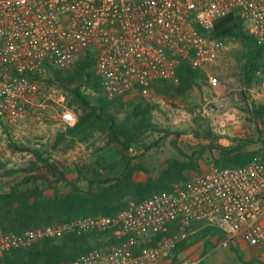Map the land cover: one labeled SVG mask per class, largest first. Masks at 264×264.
Instances as JSON below:
<instances>
[{
  "label": "built area",
  "instance_id": "obj_1",
  "mask_svg": "<svg viewBox=\"0 0 264 264\" xmlns=\"http://www.w3.org/2000/svg\"><path fill=\"white\" fill-rule=\"evenodd\" d=\"M231 15L264 46V0H0V117L14 126L44 123L55 100L38 99L39 91L85 56L93 61L109 100L148 97L159 82L177 86L181 63L198 69L219 60L225 39L212 31ZM257 76L258 97L264 100V68ZM209 84L217 88L220 81L210 75ZM60 119L66 129L77 123L67 109ZM173 225L182 239L199 226L220 237L222 247L262 244L264 162L212 168L111 216L80 217L22 232L0 227V257L44 239L99 232L114 243L62 264H159L177 248V235H167ZM203 261L195 257L180 264Z\"/></svg>",
  "mask_w": 264,
  "mask_h": 264
},
{
  "label": "rangeland",
  "instance_id": "obj_2",
  "mask_svg": "<svg viewBox=\"0 0 264 264\" xmlns=\"http://www.w3.org/2000/svg\"><path fill=\"white\" fill-rule=\"evenodd\" d=\"M243 30L245 32L244 27ZM225 44L226 49L216 63L196 70L199 74L194 78V85L184 96H176L173 91L153 90L148 97L130 96L113 101L95 89L93 80L76 78L77 64L62 73L66 79L76 78L67 85L68 89L55 81V74L54 79L44 83L37 96L38 99L51 96L55 100L44 123L30 120L14 126L0 117V194L32 174L48 177L50 183L39 180L37 185L49 196L64 195L71 190V185L87 190L88 184L79 178L76 168L88 164L105 168L130 160L138 167L135 180L146 182L158 179L170 161L176 160L187 168L172 183L174 189L212 168L238 166L233 163L238 155L246 160L243 164L264 162V117L257 119L249 111L264 105V100L258 97L259 70L249 81L243 73L251 44L240 37L227 38ZM92 71L93 67L90 73ZM210 75L219 79V87L210 86ZM78 93L90 106L101 107L103 99L106 108L103 117L92 118L85 125V131L73 139L62 125L60 115L62 110H70L78 122L79 116L90 111L89 108L83 111L77 104ZM138 112L147 114L149 121L136 128ZM122 128L132 132L137 143L129 145L123 136L120 141L116 140L113 135L123 131ZM45 161L58 167L65 178L60 173H52ZM134 203L138 202L123 208ZM175 232L169 235L178 237L171 264L194 257H202L203 264L264 262V247L253 248L244 242L222 247L220 237L217 243L212 235L188 232L182 239L181 233ZM88 243L94 249L109 246L114 240L108 234H96ZM253 256H257L256 259Z\"/></svg>",
  "mask_w": 264,
  "mask_h": 264
},
{
  "label": "trees",
  "instance_id": "obj_3",
  "mask_svg": "<svg viewBox=\"0 0 264 264\" xmlns=\"http://www.w3.org/2000/svg\"><path fill=\"white\" fill-rule=\"evenodd\" d=\"M212 33L217 38L240 37L250 42L251 49L243 71L246 81H249L250 77L258 70L264 68V46L259 44L253 36L244 32L243 23L239 18L231 15L221 19L215 24ZM76 64V78L93 80L95 89L99 93L102 92L94 71H92L93 75L90 73L94 64L90 57L85 56ZM196 70L183 62L177 70L179 85L174 87L159 82L154 85V90L158 92L173 91L176 96H184L194 85V78L199 74V71ZM56 74L55 81L67 89L69 88L67 85L76 79H66L62 76V72ZM117 99L121 98L113 99V101ZM77 104L81 106L83 111L88 108L90 111L79 116L74 127L67 128L68 135L73 139L85 131V125L92 118L103 117L106 108L103 99L100 100L101 107L90 106L80 93L77 94ZM249 111L257 119L264 117V105L259 108L256 106L254 110L249 109ZM137 116L136 128L147 124V114L138 112ZM112 129L114 130V127ZM120 134L121 136H119ZM113 136L118 141L121 140L122 136L125 137L130 143L129 145L137 143V137L127 130L119 131V134L116 132ZM146 150H150V148H146ZM235 158L233 161L235 165H244L243 163L246 161L244 157L238 155ZM45 162L52 173L57 175L60 173L62 178H65V174L61 173L58 167L49 164L48 161ZM137 168L132 165L130 160H123L118 166L112 163L105 168L99 167L97 164L77 167L76 172L80 179L87 182L88 189L83 190L76 185H71V190L68 193L54 196L46 195L44 189L37 185L39 180L50 183L46 175H26L11 186L8 192L0 194V227L3 230L22 232L27 229L67 223L80 217L111 216L131 202H139L161 192L174 190L171 188L172 183L180 178L181 172L187 168V165L176 160L170 161L169 166L160 174L158 179H148L146 182L135 180ZM139 169L142 168L139 167ZM177 226L173 225L167 235L176 231ZM96 234L106 235L105 233L93 232L80 237L65 236L60 239H44L28 249L15 250L1 256L0 264H62L75 259L82 253L93 250L91 249L93 246H90L88 241ZM158 240L159 236L154 238L153 243Z\"/></svg>",
  "mask_w": 264,
  "mask_h": 264
},
{
  "label": "crops",
  "instance_id": "obj_4",
  "mask_svg": "<svg viewBox=\"0 0 264 264\" xmlns=\"http://www.w3.org/2000/svg\"><path fill=\"white\" fill-rule=\"evenodd\" d=\"M196 228H197V229H195V233H197V234H199V233H203V234H206V235H207V232L201 230L199 226L196 227ZM111 238H112V237H111ZM214 239H217L216 241H217V243H218V239H219V237L214 236ZM260 246H261V247H264V242H263L262 244L258 245V246H253V248H257V247H260ZM172 255H173V253H172L171 255L166 256L162 261H160L159 264H171ZM253 257H254V259H256L257 256H253ZM194 258H195V257H194Z\"/></svg>",
  "mask_w": 264,
  "mask_h": 264
}]
</instances>
